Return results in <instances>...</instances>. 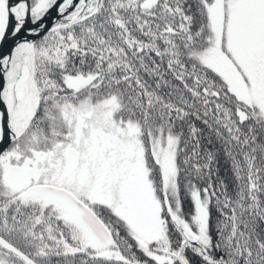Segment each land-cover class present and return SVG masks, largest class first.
<instances>
[{
	"label": "snow or ice",
	"instance_id": "6c2138e0",
	"mask_svg": "<svg viewBox=\"0 0 264 264\" xmlns=\"http://www.w3.org/2000/svg\"><path fill=\"white\" fill-rule=\"evenodd\" d=\"M0 264H264V0H0Z\"/></svg>",
	"mask_w": 264,
	"mask_h": 264
}]
</instances>
